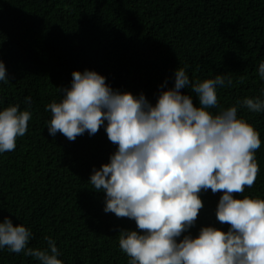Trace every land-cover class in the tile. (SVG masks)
<instances>
[{
	"label": "trees",
	"instance_id": "1",
	"mask_svg": "<svg viewBox=\"0 0 264 264\" xmlns=\"http://www.w3.org/2000/svg\"><path fill=\"white\" fill-rule=\"evenodd\" d=\"M0 59L9 80L0 81V110L10 104L25 109V97L32 102L28 131L14 151L0 153V220L29 227V247L47 248L50 236L64 264H128L119 231L138 230L136 222L106 213L105 193L89 182L116 145L105 126L74 141L50 135L46 106L62 99L74 70L85 69L103 75L114 90L143 93L152 104L185 66L190 81L231 77L230 87L217 88L214 113L245 97L264 99L257 71L264 61V0H0ZM181 91L199 105L189 88ZM238 117L259 132L261 147L254 186L234 195L264 199V112L239 107ZM199 195L204 207L178 241L198 236L203 226L230 227L216 218L222 193ZM0 264L39 261L3 248Z\"/></svg>",
	"mask_w": 264,
	"mask_h": 264
},
{
	"label": "clouds",
	"instance_id": "2",
	"mask_svg": "<svg viewBox=\"0 0 264 264\" xmlns=\"http://www.w3.org/2000/svg\"><path fill=\"white\" fill-rule=\"evenodd\" d=\"M257 71L264 80V61ZM0 81H9L2 59ZM231 85V77L219 74L190 81L186 66L178 67L174 86L152 104L143 93L114 90L94 70H74L71 87L61 89L62 99L46 106L50 135L59 132L74 141L105 126L116 145L89 182L105 193L106 213L136 222L138 230L119 231L128 264H264V199L234 195L254 186L259 173L255 153L261 147L259 132L238 117V108L264 112V99L245 97L210 111L218 108L217 88ZM183 88L196 94L198 106ZM24 102L23 110L19 104L0 110V153L14 151L17 138L28 131L31 98ZM209 189L222 193L216 218L230 227L203 226L198 236L183 235L178 241L194 226L204 207L199 194ZM32 237L24 224L0 220V249L34 257L39 264H64L54 239L46 236L47 248L41 249L29 247Z\"/></svg>",
	"mask_w": 264,
	"mask_h": 264
},
{
	"label": "bare ground",
	"instance_id": "3",
	"mask_svg": "<svg viewBox=\"0 0 264 264\" xmlns=\"http://www.w3.org/2000/svg\"><path fill=\"white\" fill-rule=\"evenodd\" d=\"M236 195V194H235Z\"/></svg>",
	"mask_w": 264,
	"mask_h": 264
}]
</instances>
